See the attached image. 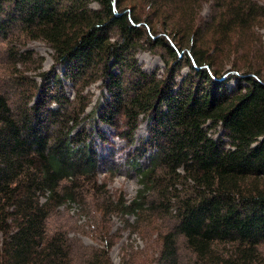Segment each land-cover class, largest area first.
I'll return each mask as SVG.
<instances>
[{"label":"trees","instance_id":"16d2710c","mask_svg":"<svg viewBox=\"0 0 264 264\" xmlns=\"http://www.w3.org/2000/svg\"><path fill=\"white\" fill-rule=\"evenodd\" d=\"M200 2L0 0V39L13 66L34 73L16 74L18 91L0 86V264H113V242L82 258L66 232L49 229L60 207L100 189L97 172L111 162L97 139L125 142L141 186L131 200L107 197L102 212L156 229L151 255L127 251L121 264H264V0H209L211 17L199 16ZM160 18L169 35H156ZM174 34L192 47L178 81ZM21 37L49 46L48 70L16 49ZM148 47L172 60L161 75L139 63ZM222 58L230 70L215 68Z\"/></svg>","mask_w":264,"mask_h":264},{"label":"rangeland","instance_id":"374dc122","mask_svg":"<svg viewBox=\"0 0 264 264\" xmlns=\"http://www.w3.org/2000/svg\"><path fill=\"white\" fill-rule=\"evenodd\" d=\"M209 0H201L200 6H202L201 17H211V8L208 3ZM143 9V8H142ZM143 14V22H146L148 13ZM154 27L156 35H169L168 23L164 18L155 19ZM259 34L263 39L264 44V21L259 26ZM171 38L176 39V43L183 53V57L180 60V64L183 68L178 75V80L185 77L190 71L189 66L185 65L186 58L189 57L192 50L191 44L187 43V39L183 40L177 37V35H170ZM16 49L21 52L24 50L34 51L35 56L43 57L44 69L48 70L52 63V50L49 46L41 41H26L24 37L20 38L15 44ZM10 44L7 41L0 39V86H6L9 88V92L18 91V88L10 85V81L16 79L17 75H32V71L27 70V66L20 63L13 66L16 61L10 58ZM192 52V51H191ZM139 63L148 72L157 71L159 75L166 70L167 63H171L172 60L168 57V53L161 48L149 49V47L137 55ZM231 61L226 58H222L218 61L216 69L219 71H227L231 68ZM63 69V68H62ZM20 71V72H19ZM61 71V70H60ZM21 73V74H20ZM238 83L237 79L230 80L227 87H235ZM99 84L92 86V92L95 91L94 103L99 100L100 90ZM4 87V88H6ZM70 98L75 96L71 88L66 87V92ZM16 94V93H15ZM15 97V96H12ZM102 101V99H101ZM147 121H143L139 129L136 132V141L139 144L141 138H145L148 135ZM97 127L107 135H113L115 130L102 123H97ZM115 147H109L103 145L97 139L100 152H105L111 162V167L107 169H101L97 172L95 181L100 189L94 192V189L89 187L85 188L84 196L80 197L78 203L66 204L58 209V211L49 220V229L51 231L62 230L66 232L71 238L74 248L77 249L78 257L85 258L91 247L105 246L107 242H113L114 247L110 250V258L113 264H121L122 258L127 251H138L142 258L149 257L151 241L154 240V236L151 233L156 229H149V222L142 220L140 223L135 224V218L133 216L122 217L118 213H103L101 205L107 197H117L124 200L133 199L140 186V173L137 169L131 168L127 157L119 151V149L125 146V142H121L117 139L114 140ZM143 169L148 166V160H142ZM87 189L89 191L87 192ZM83 198V199H82ZM158 226H164L163 221L156 222ZM159 228V227H158ZM154 234V233H153ZM153 242V241H152ZM151 255V254H150ZM156 255V254H155Z\"/></svg>","mask_w":264,"mask_h":264},{"label":"bare ground","instance_id":"6f19581e","mask_svg":"<svg viewBox=\"0 0 264 264\" xmlns=\"http://www.w3.org/2000/svg\"><path fill=\"white\" fill-rule=\"evenodd\" d=\"M146 138V137H145Z\"/></svg>","mask_w":264,"mask_h":264}]
</instances>
